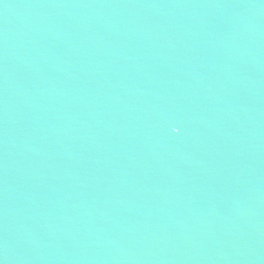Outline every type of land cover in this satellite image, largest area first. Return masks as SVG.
Instances as JSON below:
<instances>
[{
	"label": "water",
	"instance_id": "obj_1",
	"mask_svg": "<svg viewBox=\"0 0 264 264\" xmlns=\"http://www.w3.org/2000/svg\"><path fill=\"white\" fill-rule=\"evenodd\" d=\"M149 264H264V0H40Z\"/></svg>",
	"mask_w": 264,
	"mask_h": 264
}]
</instances>
